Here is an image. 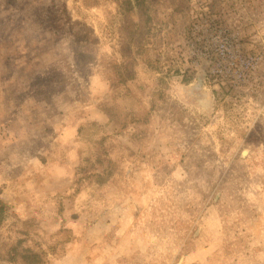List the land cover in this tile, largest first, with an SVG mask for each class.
I'll return each instance as SVG.
<instances>
[{
    "label": "rangeland",
    "instance_id": "obj_1",
    "mask_svg": "<svg viewBox=\"0 0 264 264\" xmlns=\"http://www.w3.org/2000/svg\"><path fill=\"white\" fill-rule=\"evenodd\" d=\"M0 264H264V0H0Z\"/></svg>",
    "mask_w": 264,
    "mask_h": 264
},
{
    "label": "trees",
    "instance_id": "obj_2",
    "mask_svg": "<svg viewBox=\"0 0 264 264\" xmlns=\"http://www.w3.org/2000/svg\"><path fill=\"white\" fill-rule=\"evenodd\" d=\"M7 204L0 201V227L3 225L4 221L8 218L9 210Z\"/></svg>",
    "mask_w": 264,
    "mask_h": 264
}]
</instances>
